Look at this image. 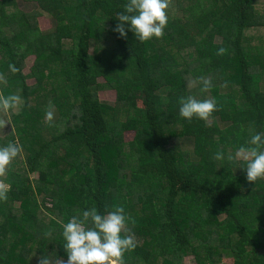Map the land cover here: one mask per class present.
<instances>
[{
	"label": "trees",
	"instance_id": "obj_1",
	"mask_svg": "<svg viewBox=\"0 0 264 264\" xmlns=\"http://www.w3.org/2000/svg\"><path fill=\"white\" fill-rule=\"evenodd\" d=\"M25 1L0 0V96L20 97L0 130L20 147L0 173V264H60L63 223L116 205L137 242L124 264H264V178L236 156L264 133V3L169 0L163 36L141 42L113 31L127 0ZM188 95L215 98L207 121L179 115Z\"/></svg>",
	"mask_w": 264,
	"mask_h": 264
},
{
	"label": "clouds",
	"instance_id": "obj_2",
	"mask_svg": "<svg viewBox=\"0 0 264 264\" xmlns=\"http://www.w3.org/2000/svg\"><path fill=\"white\" fill-rule=\"evenodd\" d=\"M123 8L117 14L113 28L120 38H127L129 31L141 42L163 36L168 23L169 0H127ZM219 51L223 52L224 49ZM12 71L16 69L12 67ZM199 79L202 92L213 87L209 78ZM19 100L20 97L14 94L0 96V108L9 110ZM216 107L215 98L198 99L188 95L180 98L179 115L188 120L196 117L207 121ZM52 115L49 111L47 118L51 120ZM19 151V145L14 142L0 146V173L6 170ZM215 155L219 159L223 154L217 152ZM236 156L243 162V166L238 168L246 170L248 181L256 182L264 178V133L252 135L248 144L238 149ZM5 196L6 189L0 187V199ZM128 220L124 208L118 205L105 213L91 207L71 216L62 225V247L67 256L62 264H124V254L137 247L134 233L125 234ZM38 264H50L49 258L41 255Z\"/></svg>",
	"mask_w": 264,
	"mask_h": 264
},
{
	"label": "rangeland",
	"instance_id": "obj_3",
	"mask_svg": "<svg viewBox=\"0 0 264 264\" xmlns=\"http://www.w3.org/2000/svg\"><path fill=\"white\" fill-rule=\"evenodd\" d=\"M258 4H262L264 3V0H257ZM17 5L18 8L24 10V11H29L33 8L36 7V4L34 2H26L25 0H17ZM39 21V25L41 27V29L43 30H48L51 25H52V20L48 17V16H41L38 18ZM112 40L108 39L107 44H112ZM91 43L93 44V41H91ZM33 61H34V56L30 55L28 56L25 61H24V66H23V72L28 74L31 71V67L33 65ZM100 81H102L101 78H99ZM28 83H33L34 79L33 78H28L27 80ZM262 84V82H261ZM68 85V84H66ZM264 85V83H263ZM98 96L102 101H106V102H110L113 103L115 100V91L112 89H101L98 92ZM138 101H140L138 99ZM9 128V121H8V111L4 110L3 108L0 110V130H6ZM125 136L127 139H131L133 136L132 131H128L125 133ZM36 174H33L32 176H34ZM2 182L0 181V186H2ZM225 263H229L231 262V258L230 257H224L223 258ZM63 259H60L58 262L60 264H62ZM183 264H195L194 258L191 255L185 256L183 259Z\"/></svg>",
	"mask_w": 264,
	"mask_h": 264
}]
</instances>
